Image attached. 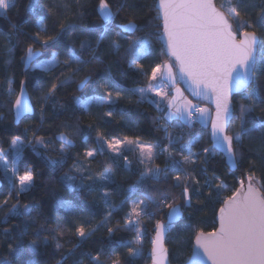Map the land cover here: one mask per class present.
I'll list each match as a JSON object with an SVG mask.
<instances>
[{
  "label": "snow or ice",
  "instance_id": "obj_1",
  "mask_svg": "<svg viewBox=\"0 0 264 264\" xmlns=\"http://www.w3.org/2000/svg\"><path fill=\"white\" fill-rule=\"evenodd\" d=\"M73 3L82 17L86 7L84 0H52L50 5L29 0L27 11L37 17L36 31L24 32L18 25H11L9 42H12L13 34L23 35L30 41L20 57L26 69L52 72L56 67H62L68 73L63 79L50 83L46 89L37 84L43 92L39 99L47 103L60 88L70 82L77 83V74L84 70V66L93 61L103 63L100 49L102 42L109 38L108 47L116 56L112 63L118 66L126 62L128 69H135L136 75L147 77L146 86L125 88L121 81L113 78L109 65L107 77L93 80L89 73L80 79L77 91L88 87L89 93L86 98L74 95L73 100L87 115L91 114L92 106L105 109L99 119L111 123L115 120V106L130 96H137V103L147 101L159 111L160 115L153 118V126L163 133V138H157L153 143L140 136L109 137L97 130L94 146L83 147L82 153L77 152L68 171L57 179L70 193H98L107 209L104 219L95 226L87 223H72L69 226L60 221L54 226L46 227L47 222L36 226L37 215L40 214L39 202L21 204V197L31 194L41 172L36 162L26 156L25 149L30 147L36 156L43 158L45 167L55 173L67 164L69 150L76 147L74 137L80 132L78 120L74 126L65 122L64 130L55 137L60 147H55L53 138L46 139L37 134L45 120V108L42 106L40 124L26 126L21 135H13L7 142V150L0 148V178L9 185L6 195L0 199V223L7 224L13 217H18L24 225L14 223L0 228V235L5 238L0 241V246H6L10 255L22 256L27 252L35 256L40 245L51 239L61 253L56 264H64L81 243L101 228H106L107 246L113 251L126 249L127 254H116L113 258L105 247H101L95 255L91 251L86 253L89 264H133L142 251L141 239L146 232L144 218L152 220L162 216L163 219L155 220L151 259L152 264H165L168 255L164 246L165 235L177 227L185 209L193 207L194 199L197 204L202 202L199 198L204 195L203 189L206 188L208 197H211L214 190L218 194L226 187L215 169L211 176L208 175L213 158L219 154L227 161L230 170L235 169L243 163L246 140H252L258 146L247 148V152L255 154L245 168L247 183L245 179H240L239 187L221 202L218 229L195 234L192 256L185 264H207L208 261L210 264H264V183L257 187L255 179L257 160L264 162V41L259 39L256 23L264 24V0L258 3L222 0L219 7L215 0H158L156 19L159 23L150 25L154 30L145 36H136L141 29L134 17L115 24L116 17L125 10L133 12L137 7L135 4H130L128 0H116L115 3L113 0H98L93 11L99 15L101 23L87 24L77 19L60 21L58 30L54 29L49 34L45 24L47 11L55 9L58 14L64 15L62 10L72 7ZM16 7L17 0H0V16H7ZM257 8L259 12H255L253 19ZM41 9L46 10V14L38 16ZM69 31L99 33V36L94 43L90 38L79 40V52L74 44H66L67 55L63 61L55 51L49 59L38 60L41 49L58 47ZM112 36L114 38H110ZM133 36L135 39H132ZM152 36L163 41L160 54L167 59L145 70L142 60L154 52ZM69 39L72 37L69 36ZM19 43L16 41L7 52L12 53ZM121 75L127 77L128 72L121 71ZM181 82L188 85L187 90L193 98L211 102L214 111L184 97V90L179 87ZM6 83V91L0 92V98L6 97L0 99V107L10 106L19 121L34 110L26 97L28 82L19 81V93L14 99L13 79L7 78ZM234 94L241 96L238 112L233 103ZM237 120L239 125L234 129L233 124ZM197 124L208 131H196ZM86 127L95 129L97 122L92 121ZM88 142L89 137L83 136L81 145ZM198 145L200 150L194 151ZM41 148L45 151L41 152ZM48 151L58 155H48ZM106 152L108 156L101 162L105 165L103 170L93 173L92 163ZM126 153L134 155L139 166L138 176L124 190L127 193L125 198L116 203L112 199L116 171L120 168L132 171L133 161ZM161 156L164 157L163 166L157 163ZM217 180L220 182L216 183ZM133 196L136 198L132 199ZM126 204H130L131 208L125 214L124 223L109 226L115 211ZM55 207L75 213L72 201L65 198L57 199ZM34 212L37 215H33ZM188 215L191 216V213ZM28 228L35 233L47 232L48 235L43 240L30 239L25 245L23 237L28 235ZM14 229L18 230L16 235L12 234ZM119 232L136 235L131 240H117L115 236ZM65 236L77 240L66 252L61 243ZM0 264H13V261L5 257ZM17 264H39V261H18ZM76 264H83V261H76Z\"/></svg>",
  "mask_w": 264,
  "mask_h": 264
},
{
  "label": "trees",
  "instance_id": "obj_2",
  "mask_svg": "<svg viewBox=\"0 0 264 264\" xmlns=\"http://www.w3.org/2000/svg\"><path fill=\"white\" fill-rule=\"evenodd\" d=\"M85 9L84 15L80 17L78 15V10L75 4H72V7L68 9H63L64 15H60L56 12L55 9L47 11V18L45 24L49 29V34H52L53 30H58V23L60 21L70 22L72 19H77V21H83L84 23H101L99 15L93 11L94 6L98 3V0H84ZM116 0H113L115 3ZM130 4H135L137 7L133 12L128 10L123 11L115 19V24H121L126 22L127 19L135 18L137 23L140 26V31L136 33V36H145L151 29L150 25H155L159 23L157 21V10L156 2L157 0H128ZM222 0H215L216 6L219 7ZM259 0H248V3H258ZM29 0H17V7L12 8L7 16H0V92H4L7 89V78L13 79V87L15 92L13 93V99L19 91V81L26 80L28 86L26 88L31 102L34 106V115L28 118L23 119L19 125L14 124L13 114L10 110V106L0 107V148L7 150L8 141L13 135H21L22 130L26 126H34L40 124L41 116V107L45 108L44 116L45 120L43 124L38 129L37 134L44 136L46 139L51 137L55 142V147H60V144L55 141V137L58 132L63 131V125L65 122L71 125H75L77 120L80 122V132L74 138L76 140V147H73L68 152V162L64 165L63 168L59 169L57 172L53 173L50 168L45 167V162L42 157L36 156L32 149L26 148L25 154L30 159L36 162V165L41 172L39 176L36 187L32 190L31 194L21 197V204L32 203L35 204L39 202L40 205V214L37 215L35 212L33 215H37V225L45 224L46 227L54 226L57 221L62 222L65 225L71 226L72 223H87L89 226H95L100 221L104 219L107 209L100 200V195L98 193H93L88 195L87 192H82L79 195L75 193H70L65 189L63 184L57 179L60 174L65 171H68L69 167L72 165L77 152L82 153L83 147H92L94 146L93 142L97 136V130L103 132L104 134L118 137H136L140 136L143 140L148 142H156L157 138H163V133L156 131L153 126V118L160 115L159 111L155 106L147 101L143 103H137V96H130L128 100L120 102L115 106L114 116L115 120L111 123H104L99 119L100 115L105 109H98L95 106L91 108V114L87 115L84 113V110L80 108L76 102L73 100V96H80L86 98V94L89 93V88L86 87L82 91H77V83L80 79L89 73H91L93 80L98 79L100 76L107 77L108 67L111 65V72L113 78L122 82L125 88H133L136 86H146L147 77L138 76L135 74V69H128L126 62H121L118 66L112 63L115 59V53L112 52L108 47L109 38H106L101 45L100 54L103 59V63L93 61L91 64L84 66V70L77 74V83H68L64 87L60 88L56 95L47 103L42 102L39 98L43 95L41 87H37L39 84L45 89L52 82H56L58 79H63L64 76L68 75L62 67H56L52 72H43L40 70L33 71L29 69L25 70L23 62L20 60V57L24 55L25 47L27 43L26 38L23 35L13 34L12 42H9L8 36L12 31L11 25L16 24L24 32H35L36 31V16H32L31 13L27 11V5ZM39 3L49 5L52 3V0H39ZM255 12H259V9H255L253 13V19H255ZM46 14V10H39L38 16H43ZM65 16L67 20L65 21ZM257 29L259 39L264 41V24L257 21ZM116 29H113L115 32ZM69 36L72 39H69ZM99 36V33H80L79 31H69L65 34L63 41L58 47L41 49L42 57L39 60L49 59L53 51L59 54V59L63 61L66 59V44H74L77 52H79V40L90 38L95 42V39ZM78 38V39H77ZM114 38V36L110 37ZM135 39V36L132 37ZM153 45L154 52L152 55H149L147 58L142 60L145 70H150L151 66H154L155 63L162 62L166 60V56H162L160 40L155 36L150 37ZM16 41H19V44H16L14 51L12 53L7 52L8 48L13 47ZM39 47V45H36ZM123 54V50H121ZM121 71H127V77L121 75ZM259 75V73H258ZM187 97V95H185ZM6 98V97H3ZM0 98V99H3ZM188 98V97H187ZM241 101V96L237 95L233 99V103L237 106ZM55 105V108L53 107ZM92 121L97 122V128L89 130L86 125ZM116 121H120L116 123ZM239 125V120L235 121L233 128L235 129ZM196 131H201L206 133L208 129H203L201 125L197 124ZM253 135H256L254 133ZM31 136V134H29ZM83 136L89 137V142L86 145H81V140ZM23 138V137H22ZM166 144L167 141L165 140ZM210 143V142H209ZM258 145L252 140H246V150L243 163L237 167L236 172H230L226 167L225 160L218 154L216 155L209 168L208 175L211 176L212 170L215 169L216 175L219 176L222 180L225 181L226 187L217 192L214 190L211 197H208V190L203 189L204 195L199 199L202 201L197 204L195 199L193 201V207L185 209L183 221L177 224V227L168 232L165 246L168 249L169 253V262L170 264H185L189 260L192 252L193 241L195 239V234L197 232H212L217 229V213L221 207V202L227 196L231 195L235 188L239 187V180L245 179L246 182V172L245 168L249 162L255 158L254 153L247 152V148H256ZM200 145H198L194 151L200 150ZM41 152H44V149H40ZM48 155L56 156L58 155L55 152L48 151ZM128 158L133 161L132 171H124L123 168H120L116 171L115 175V185L112 186L113 197L116 203H119L126 196L125 189L128 186L135 182L138 176V165L136 164L135 157L132 156V153H126ZM108 156L106 152L103 156H97L96 161L92 163L91 169L93 173L103 170V162ZM164 157L161 156L157 163H160L163 166L162 161ZM10 163V158H9ZM123 163V161H121ZM97 164H100V167H97ZM23 171V168L21 169ZM170 174V178H171ZM255 179L257 186L259 187L260 183H264V162L257 160L255 168ZM78 182V181H77ZM220 181L217 180L216 183ZM1 188H0V199L6 195L9 185L7 181H3L0 178ZM59 198H65L72 201V204L75 208V213L66 209L55 207V202ZM136 197L133 196L132 199ZM182 203V201H181ZM130 204L124 205L121 209L115 211L113 217L111 218V223L109 226H115L116 224L124 223V217L127 212L130 211ZM191 213V216L188 215ZM2 216V213H0ZM156 219H163L162 216H157L152 220H149L147 217L144 218L146 224V232L142 235L141 246L142 251L140 256H138L133 264H150V251L152 240L154 236V224ZM21 224L22 227L23 221L21 218L13 217L8 221L7 224L0 223V228L9 227L12 224ZM34 226V227H36ZM18 230H13V235H16ZM48 235L47 232L35 233L32 228H28V235L23 237L25 245L30 239H39L43 240V237ZM135 233L131 232H119L116 234L115 239L117 240H131L135 238ZM107 238V229L101 228L89 239L80 244L77 248L74 255L68 256L64 264H76V261H83V264H89L88 257L86 253L91 251L93 255L96 254V251L101 247H105L106 250L112 254L115 258L116 254H122L126 256V249H117L113 251L112 248H109L105 243ZM5 238L0 235V241ZM61 243L64 245V252L67 251L71 245L76 244L77 240L75 237L69 238L65 236ZM5 257L11 259L13 264H17L18 261H30L38 260L39 264H56V261L60 260L61 253L58 252L55 248V242L49 239L46 244H41L37 249L35 256L31 253L25 252L22 256H16L15 254L10 255L6 246H0V261ZM179 257V258H178ZM101 259H104V256H101Z\"/></svg>",
  "mask_w": 264,
  "mask_h": 264
},
{
  "label": "water",
  "instance_id": "obj_3",
  "mask_svg": "<svg viewBox=\"0 0 264 264\" xmlns=\"http://www.w3.org/2000/svg\"><path fill=\"white\" fill-rule=\"evenodd\" d=\"M157 8H158V0H157V2H156V10H157ZM160 44H161V46L163 47V41H162V40H160ZM41 57H42V54L38 57V60H39ZM24 68H25V66H24ZM25 70L28 71L29 69H26V68H25ZM179 86L181 87V89L184 90V94L187 95V97H188L189 99H192L194 103H198V104L203 105V106H205V107L211 108V109H213V111H214V105L211 104V102H209V101H207V100H203V99H195V98H193V96L191 95L190 91L187 90V89H188V85H187L186 83L181 82V83L179 84ZM18 93H19V91H18ZM237 95H238V94H234V97L237 96ZM26 97H27L28 101H29V102L31 103V105H32V102H31V99H30V96H29L27 90H26ZM32 106H33V105H32ZM33 109H34V108H33ZM12 114H13L14 124L17 126V125L20 124V122H21L23 119L33 116V115H34V110H33L31 113H26L24 116H22V117L20 118L19 121L16 120L13 111H12ZM209 127H210V126H209ZM209 142H210V141H209ZM58 143H59V142H58ZM224 160H225V159H224ZM225 164H226V167L230 170V167H229V165H228V163H227L226 160H225ZM236 170H237V167H236L235 169L230 170V172H236ZM245 183H247V181H246ZM1 186H2V185H1V183H0V188H1ZM257 187H258V186H257ZM183 218H184V215L181 217V219H180L179 221H177V224H179L180 222H182V221H183ZM216 223H217V229H218L219 226H220V224H219V211H218V213H217ZM154 235H155V233H154ZM167 235H168V233H166V235H165L164 246H165V242H166ZM153 238H154V236H153ZM194 242H195V239H194V241H193V244H194ZM165 247H166V246H165ZM192 248H193V247H192ZM151 249H152V245H151ZM191 256H192V252H191ZM191 256H190V258H191ZM149 258H150V264H152L151 251H150ZM190 258H189V259H190ZM203 259H204L205 261H207V257H206V256H204ZM165 264H170V262H169V253H168V255H167V259H166V261H165ZM207 264H210V261H208Z\"/></svg>",
  "mask_w": 264,
  "mask_h": 264
},
{
  "label": "rangeland",
  "instance_id": "obj_4",
  "mask_svg": "<svg viewBox=\"0 0 264 264\" xmlns=\"http://www.w3.org/2000/svg\"><path fill=\"white\" fill-rule=\"evenodd\" d=\"M180 87V86H179ZM181 88V87H180ZM184 97H185V94H184ZM187 98V97H186ZM189 99V98H188ZM201 107H205V106H203V105H200ZM132 156L134 157V155L132 154Z\"/></svg>",
  "mask_w": 264,
  "mask_h": 264
},
{
  "label": "flooded vegetation",
  "instance_id": "obj_5",
  "mask_svg": "<svg viewBox=\"0 0 264 264\" xmlns=\"http://www.w3.org/2000/svg\"><path fill=\"white\" fill-rule=\"evenodd\" d=\"M32 105H33V103H32ZM33 108H34V106H33Z\"/></svg>",
  "mask_w": 264,
  "mask_h": 264
}]
</instances>
